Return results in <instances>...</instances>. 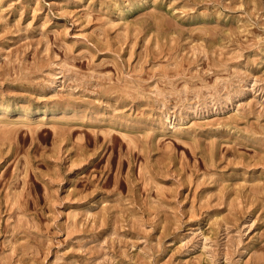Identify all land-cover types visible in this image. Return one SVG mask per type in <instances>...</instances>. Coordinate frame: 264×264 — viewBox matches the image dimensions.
I'll use <instances>...</instances> for the list:
<instances>
[{
  "label": "rangeland",
  "instance_id": "rangeland-1",
  "mask_svg": "<svg viewBox=\"0 0 264 264\" xmlns=\"http://www.w3.org/2000/svg\"><path fill=\"white\" fill-rule=\"evenodd\" d=\"M0 264H264V0H0Z\"/></svg>",
  "mask_w": 264,
  "mask_h": 264
}]
</instances>
